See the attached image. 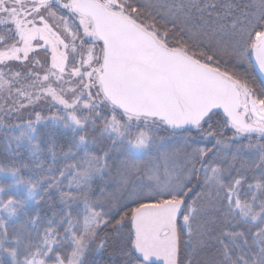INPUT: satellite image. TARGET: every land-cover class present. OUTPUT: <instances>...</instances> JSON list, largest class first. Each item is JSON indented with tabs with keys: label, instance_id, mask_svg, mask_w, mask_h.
I'll return each instance as SVG.
<instances>
[{
	"label": "snow or ice",
	"instance_id": "obj_1",
	"mask_svg": "<svg viewBox=\"0 0 264 264\" xmlns=\"http://www.w3.org/2000/svg\"><path fill=\"white\" fill-rule=\"evenodd\" d=\"M249 69L264 0H0V264H264Z\"/></svg>",
	"mask_w": 264,
	"mask_h": 264
},
{
	"label": "trees",
	"instance_id": "obj_2",
	"mask_svg": "<svg viewBox=\"0 0 264 264\" xmlns=\"http://www.w3.org/2000/svg\"><path fill=\"white\" fill-rule=\"evenodd\" d=\"M249 74L252 75L253 79H255L258 87H264V85L261 84V81L258 79L253 69H249ZM13 122H15V120H13ZM2 150L3 146L0 145V152H2ZM22 174L27 175L26 172H22ZM101 236L108 240V245L106 249L100 254V259L103 264H122L124 258L119 254L120 248L123 244L122 237L117 235L115 233V230L111 228L107 229L106 232H102ZM215 250L213 249L214 252ZM216 251L218 253H216L217 255H214L213 258L217 261V264H220V262L223 261V257L218 250Z\"/></svg>",
	"mask_w": 264,
	"mask_h": 264
},
{
	"label": "rangeland",
	"instance_id": "obj_3",
	"mask_svg": "<svg viewBox=\"0 0 264 264\" xmlns=\"http://www.w3.org/2000/svg\"><path fill=\"white\" fill-rule=\"evenodd\" d=\"M254 70V69H253ZM252 78V75H250ZM41 109H42V114L47 115L48 114V106L47 104H41L40 105ZM32 112V109L28 108V109H24L20 114H19V121L15 120V122H22L23 120H26L30 114ZM110 229V228H109ZM215 250V249H214ZM216 253H218L215 250V255H217Z\"/></svg>",
	"mask_w": 264,
	"mask_h": 264
},
{
	"label": "water",
	"instance_id": "obj_4",
	"mask_svg": "<svg viewBox=\"0 0 264 264\" xmlns=\"http://www.w3.org/2000/svg\"><path fill=\"white\" fill-rule=\"evenodd\" d=\"M254 72L256 73L258 79L261 81V80H264V76H262L261 74H259L255 69H254ZM264 85V84H263Z\"/></svg>",
	"mask_w": 264,
	"mask_h": 264
}]
</instances>
